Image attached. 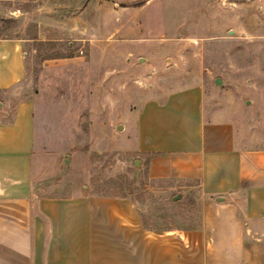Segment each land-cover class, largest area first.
<instances>
[{"label":"rangeland","instance_id":"rangeland-1","mask_svg":"<svg viewBox=\"0 0 264 264\" xmlns=\"http://www.w3.org/2000/svg\"><path fill=\"white\" fill-rule=\"evenodd\" d=\"M0 38L22 42L9 101L33 100L63 194L129 196L147 227L195 225L196 183L150 176L134 135L144 99L190 83L205 114L264 147V0H0Z\"/></svg>","mask_w":264,"mask_h":264},{"label":"crops","instance_id":"crops-1","mask_svg":"<svg viewBox=\"0 0 264 264\" xmlns=\"http://www.w3.org/2000/svg\"><path fill=\"white\" fill-rule=\"evenodd\" d=\"M24 73L22 42L0 38V264H264V147L205 114L200 83L134 114L148 174L198 190L195 225L154 228L129 196L63 194L48 181L57 159L37 149L33 100L9 101Z\"/></svg>","mask_w":264,"mask_h":264}]
</instances>
